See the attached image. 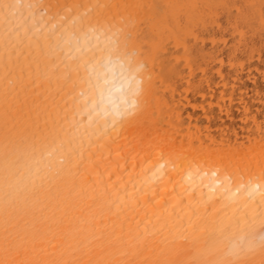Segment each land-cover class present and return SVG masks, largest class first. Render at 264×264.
<instances>
[{"label": "bare ground", "instance_id": "obj_1", "mask_svg": "<svg viewBox=\"0 0 264 264\" xmlns=\"http://www.w3.org/2000/svg\"><path fill=\"white\" fill-rule=\"evenodd\" d=\"M15 2L0 0V177L26 156L41 180L0 204V264L227 259L225 237L264 222V195L241 188L264 184V0H34L58 24L39 34L6 30ZM89 29L116 46L66 55L56 33ZM129 53L135 108L88 122L107 88L89 65Z\"/></svg>", "mask_w": 264, "mask_h": 264}, {"label": "clouds", "instance_id": "obj_2", "mask_svg": "<svg viewBox=\"0 0 264 264\" xmlns=\"http://www.w3.org/2000/svg\"><path fill=\"white\" fill-rule=\"evenodd\" d=\"M38 3L34 0H16L8 9L5 28L11 32L15 29L22 31L31 28L34 34L42 31L51 32L56 29L58 24L53 23L50 26L45 19V13L38 11ZM71 24L72 21H69ZM56 37L59 40V46L65 49V54H72L70 58H74L75 54L80 52L81 46L88 48L95 46L97 43H103L105 46L111 44L113 48L116 41L111 36H105L103 33H96L89 29L87 33L77 36L74 32H58ZM75 50V51H73ZM133 53H129L124 59L119 56L107 55L103 59V63L97 62L89 65V73L94 80L98 82L101 78L103 84L107 85L106 89H101L97 98L93 99L91 104L87 105L83 112L88 115V122L94 117L102 119L111 118L112 124L125 115L132 112L136 106V95L138 94L142 79L138 75L143 69L142 64H135L133 61ZM111 125H108L110 127ZM52 151H55L53 149ZM52 155V152H45L43 158ZM39 158H28L21 156L9 169L5 167L3 176L0 177V204L7 207L18 196H22L28 188L41 180V172L38 163ZM63 161L61 160V163ZM215 177L216 173H212ZM214 187L210 188V192H215L220 187L221 181L215 180ZM241 188L246 189L245 195L255 199L257 196L264 195V184L259 181L249 180L242 184ZM226 192V189H221ZM240 189L228 193V196H235ZM10 225L7 220L4 221V230L6 231ZM223 243L225 244L224 256L227 258L219 264H239V262L247 257L259 253L264 250V222H257L254 227H250L247 232H240L235 239L226 236Z\"/></svg>", "mask_w": 264, "mask_h": 264}, {"label": "rangeland", "instance_id": "obj_3", "mask_svg": "<svg viewBox=\"0 0 264 264\" xmlns=\"http://www.w3.org/2000/svg\"><path fill=\"white\" fill-rule=\"evenodd\" d=\"M226 38L228 39V45H230L231 42H232V41H231L232 38L229 37V36H226ZM256 55H257V54L255 53V57L253 58L254 61L252 60L251 64H252V65H259L260 67H262V65H260L259 61L256 59V58H257ZM263 57H264V56H263ZM255 59H256L257 61H256ZM254 63H255V64H254ZM263 85H264V84H263Z\"/></svg>", "mask_w": 264, "mask_h": 264}]
</instances>
